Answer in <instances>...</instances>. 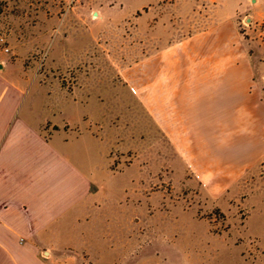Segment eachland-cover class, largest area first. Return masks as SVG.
<instances>
[{"label": "rangeland", "instance_id": "obj_1", "mask_svg": "<svg viewBox=\"0 0 264 264\" xmlns=\"http://www.w3.org/2000/svg\"><path fill=\"white\" fill-rule=\"evenodd\" d=\"M236 4L0 0V69L44 111L84 115L81 130L91 137L70 138L69 149L99 146L112 159L111 171L104 165L96 175L99 208L60 235L54 264H264V157L228 167L222 151L209 154L200 136L189 135L182 106L181 113L178 105L164 108L174 111V141L156 120L163 67L188 66L186 53L174 56L166 46L222 21ZM249 18L236 9L234 28L264 97V23ZM44 80L47 94L38 86ZM143 86L153 87L143 91L150 110L138 98Z\"/></svg>", "mask_w": 264, "mask_h": 264}, {"label": "crops", "instance_id": "obj_2", "mask_svg": "<svg viewBox=\"0 0 264 264\" xmlns=\"http://www.w3.org/2000/svg\"><path fill=\"white\" fill-rule=\"evenodd\" d=\"M232 1L237 4L225 19L210 21L166 46L174 56L186 53L188 66L163 67L156 97V105L163 109H157L156 120L163 135L172 139L175 132L168 121L174 111L165 113L164 108L174 110L172 106L178 105L181 113L182 106L189 135L200 136L197 140L203 141L205 152L213 155L220 150L221 162L245 169L264 157V97L233 20L239 9L255 24L264 23V0ZM230 41L236 42L234 48ZM230 57L236 62L230 63ZM39 82L35 89L40 86L47 94L48 82ZM152 88L143 86L138 97L149 110L143 91L150 93ZM26 89L1 63L0 264H54L63 245L60 235L80 221L81 214L89 219L90 210L99 208L102 181L96 175L104 165L110 172L112 159L110 151L99 153V146L92 151L78 144L81 153L69 149L70 138L91 137L81 130L84 115H66L63 108L44 111ZM51 117L62 124L54 125Z\"/></svg>", "mask_w": 264, "mask_h": 264}, {"label": "water", "instance_id": "obj_3", "mask_svg": "<svg viewBox=\"0 0 264 264\" xmlns=\"http://www.w3.org/2000/svg\"><path fill=\"white\" fill-rule=\"evenodd\" d=\"M93 14H94V16H96L97 15V12H94Z\"/></svg>", "mask_w": 264, "mask_h": 264}]
</instances>
